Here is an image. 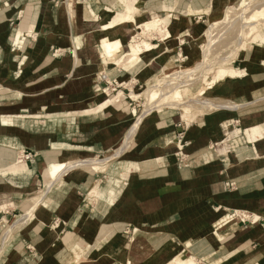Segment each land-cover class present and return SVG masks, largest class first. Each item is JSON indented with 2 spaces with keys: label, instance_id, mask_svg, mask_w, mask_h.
<instances>
[{
  "label": "crops",
  "instance_id": "obj_1",
  "mask_svg": "<svg viewBox=\"0 0 264 264\" xmlns=\"http://www.w3.org/2000/svg\"><path fill=\"white\" fill-rule=\"evenodd\" d=\"M243 1L0 0V264H264L261 30L228 67L240 76L205 96L220 107L145 114L132 98L194 62L209 21ZM134 7L137 25L165 21L171 37L138 32ZM108 39L128 61L153 48L125 68ZM120 150L108 172L49 184L56 166Z\"/></svg>",
  "mask_w": 264,
  "mask_h": 264
},
{
  "label": "rangeland",
  "instance_id": "obj_2",
  "mask_svg": "<svg viewBox=\"0 0 264 264\" xmlns=\"http://www.w3.org/2000/svg\"><path fill=\"white\" fill-rule=\"evenodd\" d=\"M246 1L251 2L253 0H246ZM246 1H243L242 3L238 2L236 4H231L229 6L235 7L237 9H240V7L243 4H246ZM229 6H227V7H229ZM227 7L223 10V12L219 16H215L213 18V20L211 19L209 21V23L207 24V26H205V28L203 29V33H202V36H201V38L199 40V44H198V48L200 46V49H198V52H199L198 55L199 56H198V58H196V60L194 62H192V63H182L180 68L178 67V68L174 69L173 71H169V72L163 71V72L157 74L149 83H147V87L144 90L141 91V93H143L142 95H140V96L136 95V98H134V96L132 94V98L137 100L138 102H140V104L143 105L142 108H143V110L145 112L146 111L152 112L154 110H163V109H165L167 107H173V106L175 108H180V107L187 106V105H178V104H175L173 106H171L169 104L162 105L163 100L162 101L161 100L157 101L154 104H150V103L147 102L145 95H146L147 91H149L151 88H154V87H156V89H158V87H159V89L162 88L165 93L166 92H170V90L172 88H175V87H181L180 91L189 90L188 93L185 95V98L182 95H180L182 100L179 101V98H178L179 103L183 104V103H185V102H187V101H189L190 99H193V98L194 99H198V100H205V96L207 94H211L212 90L216 87L218 82H220L221 80H224L225 78H228V77L235 78L237 76H240L239 73L235 76L233 74V72L226 71V70H228V67H230V66L234 67L236 65V63L240 60L241 51L243 50L244 45H246V50H247L250 46H252L254 44H257L256 42H253V41L257 40L256 31L261 30V32L264 34V13L260 16V17H262V20L260 22H257L252 27L249 26V25H244L245 27L242 28L243 27V25H242L243 21L242 20L238 21L234 25L230 22V20L227 21L226 23L222 22L221 25H218L217 27L214 28L215 29L214 34H211L213 37L210 40L212 41L213 39H215V40L212 41L213 44H212V42L210 43V40H206L205 41L204 34L207 32L209 26L212 23H214V22L223 21L224 15H225V13H226V11L228 9ZM256 19H257V17H256ZM257 26H259V28H255ZM249 31H251V32H249ZM246 33H248V36H245ZM153 36H158V35L156 33H149L147 35L143 34V35H139L138 39L140 40V39H145L146 38V39L150 40ZM161 36L164 37V40L171 37V36H169L167 34V31H166L165 35L162 34ZM241 37H243L242 40H241ZM133 38L135 39V36H133ZM205 42H207L206 44L210 43L211 46L206 45ZM203 45H204V47H201ZM241 46H242V50H240ZM207 47H208V49H207ZM204 48H206V49H204ZM104 50H105V48H104ZM205 51H207L208 53L205 52ZM203 54H204V56H203ZM207 54H209V55H207ZM119 57L121 58V60L123 59L122 60L123 61V66L125 68L127 66L132 65L134 62H137L140 59L139 58L137 60L133 59L132 61H128L129 51L128 52H124V47L121 49V51L119 53ZM122 57H124V58H122ZM203 59L204 60L207 59L208 61H206V62L202 61ZM201 62H203V63H201ZM201 65H204V67L202 66V68H201ZM120 67H122V66H120ZM199 68L201 70H199ZM219 69H223V70L226 69L225 70L226 72L224 73V77L222 76L216 82L215 86L210 87V89L207 92H205L204 94L198 92L202 88H206V89L209 88V87H207L208 86L207 83L215 76L216 71L219 70ZM192 70H193L194 74H193V72H191ZM179 72H181V73L179 74ZM186 73L188 75H186ZM190 74H193V76L190 75ZM174 75H176V76L174 77ZM180 76L183 77V78H181ZM165 86L167 88H164ZM173 98L171 99V97H170V100H167V102L168 103L174 102L176 99H173ZM208 101H210V100H208ZM161 105H162V107H161ZM166 105H168V106H166ZM178 106H180V107H178ZM190 106L194 107L195 109L196 108H200V107L207 108L204 105H194V104H191V105L187 106L186 108H189ZM207 109L208 110H212V109H216V108H209L208 107ZM100 159L101 158H97L95 160H100ZM113 163L114 162H112V163H107L106 162V163H103L102 165L100 164V165L95 166L93 168L96 169L97 171L108 172V170L110 169V166ZM66 165L67 164H63V165H60L59 167L63 168ZM56 168L57 167H55L54 170ZM85 168L86 169H90L91 167L87 166ZM54 180H56V176L50 174L49 175V184L52 183ZM42 198L43 197H40L35 202L41 200ZM166 264H199V262L195 258L189 257V258L185 259L183 262H180L178 260H172V261H170V262H168Z\"/></svg>",
  "mask_w": 264,
  "mask_h": 264
},
{
  "label": "bare ground",
  "instance_id": "obj_3",
  "mask_svg": "<svg viewBox=\"0 0 264 264\" xmlns=\"http://www.w3.org/2000/svg\"><path fill=\"white\" fill-rule=\"evenodd\" d=\"M138 13V9L136 7L134 8H128L126 10V21L127 22H130L131 24H134V25H137L136 24V21H135V17ZM264 13V0H253L251 2H248L246 1V4H243L240 9H237V8H228L225 15H224V18H223V21L221 22H214L212 23L207 32L204 34L205 36V41L206 40H210L212 39V35L211 34H214V31H215V27H217L218 25H221L222 22L223 23H226L227 21L230 20V22L234 25L235 23H237L238 21L242 20L243 21V27L244 28L245 26L244 25H249V26H254L257 22H260L262 20V17H260L262 14ZM257 17V19H256ZM247 22V23H246ZM246 23V24H245ZM110 27V24H105L103 26V28H108ZM169 25H166L165 21H160V20H152V21H148V22H145L144 24L142 25H137V29L139 32L141 33H147V32H157L158 34L162 35L166 33L167 31V34L169 36H171V33H170V30H169ZM165 31H164V30ZM251 32V31H249ZM245 36H248V33H246ZM243 37H241V40H242ZM215 40V39H213ZM212 40V41H213ZM210 40V43L212 42ZM216 42V41H215ZM207 42H205L206 44ZM206 44V45H209L211 46V44ZM213 44V42H212ZM201 47H204L201 46ZM104 48L106 49V57L107 59L112 63H116L117 65H123V59L121 60V58L119 57V53L121 51V49L123 48L122 44L120 41H117V40H109L106 42ZM153 48V46L149 43H144L143 46L142 45H139V44H136L134 46H132V50H131V61L133 59H139L140 58V55L145 52V51H149ZM210 48V47H209ZM213 48V47H212ZM202 49V48H201ZM206 49V48H204ZM208 49V47H207ZM240 50H242V46L240 48ZM204 51V50H203ZM207 52V51H205ZM204 52V53H205ZM203 53V52H202ZM208 53V52H207ZM122 55V54H121ZM209 55V54H207ZM204 56V54H203ZM208 57V56H207ZM206 57V58H207ZM124 58V57H122ZM125 60V59H124ZM202 61H208L207 59H203ZM204 62V63H205ZM203 63V62H201ZM200 63V64H201ZM211 63V62H210ZM206 64V63H205ZM204 64V65H205ZM264 64V63H263ZM204 65H201V68L202 66L204 67ZM212 65V64H211ZM197 68V67H196ZM195 69V68H194ZM204 69V68H203ZM199 70H201L199 68ZM198 70V71H199ZM209 70V69H208ZM226 70V69H225ZM223 69H219L216 71L215 73V76L210 80V82L207 84L209 87L208 89L206 88H203L201 89L199 92L204 94L205 92H207L210 87H213L215 86L216 82L223 76L224 77V73L227 71H225ZM197 71V70H196ZM188 72V71H187ZM190 72V71H189ZM193 72V70L191 71ZM181 72H179L180 74ZM183 73V72H182ZM194 74V72H193ZM193 74H190L193 76ZM172 75V74H171ZM186 75H188L186 73ZM176 75H174L175 77ZM181 77V76H180ZM189 77V76H188ZM173 78V77H172ZM183 78V77H181ZM172 80V79H171ZM171 82V81H170ZM174 85V84H173ZM161 86V85H160ZM164 88H167L166 86ZM181 87H175V88H172L170 90V92H164L163 89H156V87L154 88H151L149 91H147L145 97H146V100L148 103L150 104H154L156 103L157 101H162L163 100V103L162 105H165V104H169L171 106L175 105V104H178V105H191V104H194V105H204L206 106L207 108H217V107H220L218 105H216V103L214 104L213 102L211 101H208V100H198V99H190L189 101L183 103V104H180L179 101L182 100L181 99V96L182 95L184 98H185V95L188 93L189 90H182L180 91ZM212 89V88H211ZM211 91V90H210ZM170 97L171 99H176L174 102H171V103H168L167 100H170ZM178 98H179V101H178ZM216 102V101H215ZM217 104H221L223 105V103H217ZM161 105V107H162ZM168 106V105H166ZM185 106V107H187ZM160 107V106H159ZM174 107V106H173ZM180 107V106H178ZM158 108V107H157ZM149 111H146L145 114H147ZM144 114V115H145ZM142 120V117L139 119L137 125L140 123V121ZM137 125L133 128V130L131 131L130 133V138L132 137L134 131L136 130L137 128ZM122 148V146H121ZM125 150V149H123ZM120 153H123L121 152V150L119 152H117L116 154L114 155H110V156H107L106 158L104 159H100V160H83V161H79V162H76V163H72V164H69V165H66L65 167L63 168H60L59 166H56L57 168L55 170H53V172L51 173L52 175H55L56 176V180L61 177L63 174H65V172L71 168H75V167H81V166H89V167H95V166H98V165H102V163H106V162H111L112 160L114 159H117V157L120 155ZM41 200L35 202V207L39 206L41 204ZM36 210V209H35ZM76 259V258H75ZM75 261V260H74ZM194 261V260H193ZM144 263V262H143ZM195 263V262H194ZM78 264V262H77Z\"/></svg>",
  "mask_w": 264,
  "mask_h": 264
},
{
  "label": "built area",
  "instance_id": "obj_4",
  "mask_svg": "<svg viewBox=\"0 0 264 264\" xmlns=\"http://www.w3.org/2000/svg\"><path fill=\"white\" fill-rule=\"evenodd\" d=\"M26 157L29 158L30 157V154H28Z\"/></svg>",
  "mask_w": 264,
  "mask_h": 264
}]
</instances>
